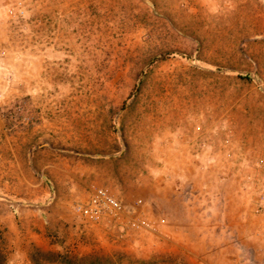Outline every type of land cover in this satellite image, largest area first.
<instances>
[{
  "label": "rangeland",
  "instance_id": "rangeland-1",
  "mask_svg": "<svg viewBox=\"0 0 264 264\" xmlns=\"http://www.w3.org/2000/svg\"><path fill=\"white\" fill-rule=\"evenodd\" d=\"M64 256L264 264V0H0V264Z\"/></svg>",
  "mask_w": 264,
  "mask_h": 264
},
{
  "label": "built area",
  "instance_id": "built-area-1",
  "mask_svg": "<svg viewBox=\"0 0 264 264\" xmlns=\"http://www.w3.org/2000/svg\"><path fill=\"white\" fill-rule=\"evenodd\" d=\"M79 211L83 216L89 218H96L103 214L118 219L124 209L122 204L105 188L97 186L90 190L87 200L79 207ZM130 224L136 227H149V224L143 219L132 220Z\"/></svg>",
  "mask_w": 264,
  "mask_h": 264
},
{
  "label": "trees",
  "instance_id": "trees-1",
  "mask_svg": "<svg viewBox=\"0 0 264 264\" xmlns=\"http://www.w3.org/2000/svg\"><path fill=\"white\" fill-rule=\"evenodd\" d=\"M56 254L59 256L58 253H56ZM52 259H53V258H52ZM54 259H58V258H54ZM60 260H63V261L66 262L67 264H72V263H71V260H68L66 256L61 257Z\"/></svg>",
  "mask_w": 264,
  "mask_h": 264
}]
</instances>
